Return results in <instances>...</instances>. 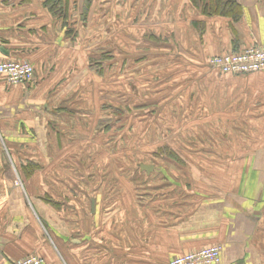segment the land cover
<instances>
[{"label": "crops", "instance_id": "crops-1", "mask_svg": "<svg viewBox=\"0 0 264 264\" xmlns=\"http://www.w3.org/2000/svg\"><path fill=\"white\" fill-rule=\"evenodd\" d=\"M100 1L0 0V53L35 67L24 85L0 76V264L32 255L48 264H168L211 246L221 247L218 264H264L263 154L246 168L249 175L238 177L235 190L215 199L195 195L200 200L190 212L189 205L166 197H152L150 206L117 200L111 208L109 196L118 186L95 196L88 172L79 175L77 161L62 157L70 150L54 142L60 117L52 103L81 80L70 77L79 67L73 49L79 29L89 25L93 9L122 14L126 2L117 0L116 10ZM134 1L141 27L145 9H151V22L160 19L153 5ZM159 1L170 24L176 14L182 17L205 59L264 46V0ZM136 33L145 30L137 27ZM222 75L243 109L256 102L264 113V72Z\"/></svg>", "mask_w": 264, "mask_h": 264}, {"label": "rangeland", "instance_id": "rangeland-1", "mask_svg": "<svg viewBox=\"0 0 264 264\" xmlns=\"http://www.w3.org/2000/svg\"><path fill=\"white\" fill-rule=\"evenodd\" d=\"M108 2L118 9L117 0ZM143 3L161 11L160 19L151 22V9H145L141 27L135 18L140 7L126 0L122 14L97 7L79 29L73 48L79 67L70 77L81 80L52 103L60 117L54 142L70 150L62 157L77 161L79 175L88 172L95 196L118 186L110 205L128 200L150 206L152 197H166L190 212L200 200L195 195L218 198L251 173V167L244 172L264 155V113L256 102L242 108L179 14L170 24L159 0ZM141 164L154 171L147 174Z\"/></svg>", "mask_w": 264, "mask_h": 264}, {"label": "built area", "instance_id": "built-area-1", "mask_svg": "<svg viewBox=\"0 0 264 264\" xmlns=\"http://www.w3.org/2000/svg\"><path fill=\"white\" fill-rule=\"evenodd\" d=\"M209 64L221 74L240 76L264 72V46L247 48L241 52H227L209 59ZM35 67L29 61L7 60L0 53V76L11 85H24L33 80ZM221 247L211 246L177 256L168 264H218L221 260ZM14 264H48L37 255L28 256Z\"/></svg>", "mask_w": 264, "mask_h": 264}, {"label": "water", "instance_id": "water-1", "mask_svg": "<svg viewBox=\"0 0 264 264\" xmlns=\"http://www.w3.org/2000/svg\"><path fill=\"white\" fill-rule=\"evenodd\" d=\"M3 52V50H0ZM140 168L142 171H145L147 174H150L151 172L154 171V166L153 165H146V164H141Z\"/></svg>", "mask_w": 264, "mask_h": 264}, {"label": "trees", "instance_id": "trees-1", "mask_svg": "<svg viewBox=\"0 0 264 264\" xmlns=\"http://www.w3.org/2000/svg\"><path fill=\"white\" fill-rule=\"evenodd\" d=\"M220 2L221 3L224 2L226 5H229L232 2V0H220Z\"/></svg>", "mask_w": 264, "mask_h": 264}]
</instances>
